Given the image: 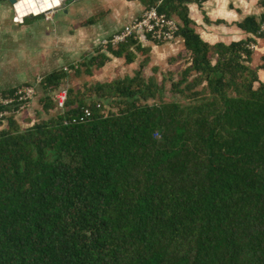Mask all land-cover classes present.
<instances>
[{"label": "trees", "instance_id": "1", "mask_svg": "<svg viewBox=\"0 0 264 264\" xmlns=\"http://www.w3.org/2000/svg\"><path fill=\"white\" fill-rule=\"evenodd\" d=\"M138 1L178 18L190 64L160 84L139 70L69 88L49 115L68 78L58 70L40 83L47 119L22 129L4 118L0 264H264V59L251 67L250 40L204 42L185 6L202 0ZM262 23L238 27L264 39ZM131 47L106 50L130 62Z\"/></svg>", "mask_w": 264, "mask_h": 264}, {"label": "crops", "instance_id": "2", "mask_svg": "<svg viewBox=\"0 0 264 264\" xmlns=\"http://www.w3.org/2000/svg\"><path fill=\"white\" fill-rule=\"evenodd\" d=\"M70 3L77 8H81L82 13L86 15L85 22L82 21L80 23V27L83 28V30L80 29V35L90 34L91 43L95 47L90 53L88 51L81 53L79 61L89 60L98 53L107 57L103 67L92 69L91 76H87L84 73L79 76L84 78V84H103L131 78L139 70H141L142 76L146 80L153 78L157 84H160L163 79H169L170 74L176 80L180 71L190 64L189 55L184 49L183 40L180 37L170 43L156 44L148 38L140 36L134 41L137 46H140V50H136L133 47L128 50L127 56L130 57V62L126 61L125 56L117 58L101 48L102 40L119 32L125 25L140 17L146 9L145 5L140 1L69 0L68 4ZM185 6L187 16L193 23L195 32L204 42L209 45L219 43L229 45L250 40L252 41L250 44L254 46V49L251 50V67L256 68L262 63L264 59V39H258L246 33L238 25L249 17L259 20L264 15V0H202L200 3L192 2ZM64 9L66 10V8ZM61 12L66 14L64 11ZM12 15L13 12L10 6L4 0H0V25L2 21L9 19L8 26L10 29L17 30L18 28L21 29L22 25L29 26L32 21L41 19L38 16L33 19L25 17L23 23H18L14 18L11 19ZM174 19L178 21L177 17H174ZM7 35L4 32V36L1 39L4 47L1 44L3 48L0 49V63L3 56L5 59L8 57ZM20 41L21 39L19 38L13 40V43L17 44ZM2 65L0 66V93L14 89L7 87V83H5L7 67L5 64ZM1 72L4 73L3 78L1 77ZM258 77L264 83V70L258 71ZM167 83L170 84L169 81H166Z\"/></svg>", "mask_w": 264, "mask_h": 264}, {"label": "rangeland", "instance_id": "3", "mask_svg": "<svg viewBox=\"0 0 264 264\" xmlns=\"http://www.w3.org/2000/svg\"><path fill=\"white\" fill-rule=\"evenodd\" d=\"M4 1L11 8V5L6 0ZM64 8L67 10L66 14L61 12ZM11 11L13 12L12 19L15 15L12 8ZM85 16L81 8H77L72 3L65 6L62 3L56 10L39 15L38 17H41L40 20L32 21L29 26L22 25L21 29H10L8 26L9 19L2 21L0 25V49L4 47L3 40H1L4 32L8 34L6 44L8 57L5 59L3 56L0 63V66L5 64L7 67L5 83H7L9 89L25 86H34L35 88L34 97L22 112L14 113V111H11L7 115V117L14 116L22 129L48 118V115L42 111L40 100L45 96V93L42 86L36 84L38 78H43L48 73L59 69H66L68 74V78L62 85L49 94L50 99L56 105V108L51 110L49 115L61 111L59 102L63 92H66L69 88L74 90L82 88L84 78L75 77L73 72L81 63L79 61L81 53L87 51L90 53L95 49L91 43L90 34L80 35V31L83 30L80 27V23L85 20ZM28 17L30 19L34 18V16ZM19 38L21 39L20 43H13V40ZM103 50L106 49L103 48ZM3 72H1L2 78L4 76ZM169 86V83L165 84L166 90L169 89ZM165 99H170L168 92L165 95ZM4 128H6L5 120L2 121L0 130Z\"/></svg>", "mask_w": 264, "mask_h": 264}, {"label": "built area", "instance_id": "4", "mask_svg": "<svg viewBox=\"0 0 264 264\" xmlns=\"http://www.w3.org/2000/svg\"><path fill=\"white\" fill-rule=\"evenodd\" d=\"M56 9L57 8L53 10ZM15 17L14 20H16ZM16 22L20 23L19 21ZM178 29L179 23L176 19L169 17L164 13H159L156 7H150L145 9L139 18L125 25L119 32L110 36L108 39L102 40L101 46L104 49H107L108 47L115 49L120 44L126 43L129 39L136 41L140 36H144L156 44L170 43L177 38L176 34ZM257 36H264V23L260 25ZM247 48L253 50L254 46L249 44ZM41 81L42 78H38L36 84H40ZM34 95V86L20 87L15 89L10 95L0 94V106L7 107L16 103L17 108L14 110V113H20L27 107L29 101L32 100ZM65 96L66 92H63L61 101L59 102L60 107L63 105ZM8 113L9 112L6 110L0 111V120H4Z\"/></svg>", "mask_w": 264, "mask_h": 264}, {"label": "bare ground", "instance_id": "5", "mask_svg": "<svg viewBox=\"0 0 264 264\" xmlns=\"http://www.w3.org/2000/svg\"><path fill=\"white\" fill-rule=\"evenodd\" d=\"M64 0H18L15 4L17 20L27 15H41L59 8Z\"/></svg>", "mask_w": 264, "mask_h": 264}, {"label": "water", "instance_id": "6", "mask_svg": "<svg viewBox=\"0 0 264 264\" xmlns=\"http://www.w3.org/2000/svg\"><path fill=\"white\" fill-rule=\"evenodd\" d=\"M10 5H11V8H12V10L14 11V14H15V4H16V2L18 1V0H6ZM73 1H78V0H73ZM68 0H64L62 3H64V6L65 5H67L68 4ZM64 11V13L66 12V10L64 9L63 10ZM16 16V15H15ZM28 16H34V15H27V16H25V17H28ZM36 16H38V15H36ZM36 16H34V17H36ZM25 17H23L22 19H20V20H17V18H16V20L15 21H19L20 23H23V19L25 18Z\"/></svg>", "mask_w": 264, "mask_h": 264}]
</instances>
